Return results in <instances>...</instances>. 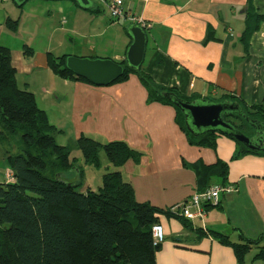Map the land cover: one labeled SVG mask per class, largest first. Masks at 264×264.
<instances>
[{
	"label": "crops",
	"instance_id": "1",
	"mask_svg": "<svg viewBox=\"0 0 264 264\" xmlns=\"http://www.w3.org/2000/svg\"><path fill=\"white\" fill-rule=\"evenodd\" d=\"M91 1L93 11L74 1L56 4L53 8L62 15L59 29L86 43L79 56L122 63L132 44L127 29L134 24L114 21L102 0ZM124 9L152 24L150 30L144 29L143 69L157 84L186 96L223 99L229 95L249 107H264V22L248 42L244 39L248 12L264 16V0H125ZM66 11L72 17L64 15ZM5 18L1 24L11 17ZM64 18L67 24L62 23ZM97 36L108 37L101 43L89 41ZM9 48L19 87L34 93L40 109L49 115L30 83L19 82V77L32 75L39 66L31 61L34 51L25 54L21 48L14 53ZM49 54L61 57L46 52L44 66L52 73V84L43 87L42 102L52 99L64 104L77 139L84 135L105 143L125 141L140 153L137 160L116 168L132 185L139 203L167 210L220 181L212 176L202 182L193 165L203 161L211 166L219 160L228 164L226 184L235 190L222 194L218 206L208 207L203 220L157 215L165 240L156 253V264H264V259L256 258L264 247V155L237 156L240 145L221 134L216 135L215 148L191 145L176 121L175 108L149 102L148 91L136 75L107 86L63 79L48 66ZM216 234L232 244L244 240L259 244L240 261L234 246L222 243Z\"/></svg>",
	"mask_w": 264,
	"mask_h": 264
},
{
	"label": "trees",
	"instance_id": "2",
	"mask_svg": "<svg viewBox=\"0 0 264 264\" xmlns=\"http://www.w3.org/2000/svg\"><path fill=\"white\" fill-rule=\"evenodd\" d=\"M72 1L82 8L76 0ZM27 2L14 3L21 9ZM82 9L93 11L92 6ZM262 22L264 16L248 12L246 42ZM18 24V20L11 18L6 21L7 27L13 30H17ZM127 32L129 34L128 29ZM31 53L32 49L25 50V54ZM68 56L49 54L48 66L63 79L89 83L66 67ZM121 64L125 66L124 74L111 85L126 82L131 75H136L148 91L149 102L175 108L176 121L191 145L215 148L218 133L192 132L185 114L165 94L175 93L186 101L202 97L186 96L176 89L157 84L146 74L143 65L132 68L126 61ZM204 99L239 103L245 117H234L240 125L232 124L249 137H253L255 131L251 122L264 125L263 106L249 107L229 95L223 99ZM56 132L47 113L38 106L35 94L19 87L11 49L0 45V144L16 141L20 150L17 155L6 153L7 167L14 171L15 181L0 183V264H156V253L161 244L155 245L152 228L158 223L157 215L172 216L170 210L139 203L132 185L124 181L120 171L103 175L102 186L97 191H78L80 183L76 180V172L81 177L83 171L76 159H71L68 147L56 142ZM237 143L240 145L237 156L264 155V151L254 152ZM77 146L87 166H99L102 148L117 168L140 157V153L125 141L102 144L82 135L77 139ZM193 166L202 182L215 176L220 180L218 184H226L227 163L219 160L208 166L199 161ZM65 174H70L66 177L69 181L63 180ZM209 186L211 184L201 191ZM216 235L222 243L234 246L240 261L259 244V241L250 240L232 244L227 237ZM256 258L264 259V247Z\"/></svg>",
	"mask_w": 264,
	"mask_h": 264
},
{
	"label": "rangeland",
	"instance_id": "3",
	"mask_svg": "<svg viewBox=\"0 0 264 264\" xmlns=\"http://www.w3.org/2000/svg\"><path fill=\"white\" fill-rule=\"evenodd\" d=\"M56 4H69V2L29 0L26 5L20 9L12 0H0V24L6 19L5 15L7 14L14 21H19L17 30L7 27L5 22L1 24L3 31L0 28V45L11 47L14 53L21 50V48L24 49V52L29 48L33 49L35 57L31 59V61L39 66H35L36 71L32 75H23L19 77V82L22 85L24 81L30 83L31 89L36 91L39 105L45 107L49 114L48 118L51 122L50 124L53 123L52 125L57 128V132L54 133L56 142L62 146L68 147L71 151V159H76V164L83 169V175H81V177H79L76 172V180L80 183L77 190L80 192L86 191L88 188L96 190L102 185L103 175L116 171L117 167L110 161L103 148L99 152V166H87L77 146V138L74 131L75 125L72 124L69 110L67 109L65 111L62 107L64 105L63 103L59 104L58 102H53L52 99H50L48 103L42 102V97L44 95L42 92L43 87L46 86L45 88H47L49 84H52L50 77L52 73L44 66L46 52L50 51L56 56L69 54V56L81 57L79 56L81 48L86 46V43L81 42L79 36L59 29L61 27L60 21L62 15H60L58 9L53 8ZM48 9L52 11L50 14L47 13ZM68 11H66L64 15L72 17V13ZM64 19L66 20V18ZM64 19L62 20L63 24L66 23H64ZM107 37L108 36H97L96 39H90L89 41L93 42L96 40L97 43H101L105 41ZM48 104L51 106L46 107ZM233 122L240 125L237 119H233ZM98 142L105 144V142L102 141ZM7 152L11 155H17V153L20 152L16 141L0 144V183H9L10 174H14V171L7 167ZM68 175L70 174L63 175L64 181H69L67 179ZM74 175L75 174L72 176L73 179Z\"/></svg>",
	"mask_w": 264,
	"mask_h": 264
},
{
	"label": "water",
	"instance_id": "4",
	"mask_svg": "<svg viewBox=\"0 0 264 264\" xmlns=\"http://www.w3.org/2000/svg\"><path fill=\"white\" fill-rule=\"evenodd\" d=\"M18 5H22L28 0H13ZM46 1H72V0H46ZM82 8L92 6L91 0H76ZM132 38L129 46L126 63L132 68H140L143 65L146 48L147 34L141 26L132 25L128 28ZM66 67L76 76L81 77L95 86H107L120 78L125 71V66L112 59L107 58H84L68 56ZM173 103L185 114L188 128L196 133H206L208 131L234 138L237 142L245 145L249 150L258 152L264 151V145L255 142L252 137L247 136L226 118L242 116L245 113L237 102L219 101L212 102L201 98L194 101H186L178 97L175 93L165 94ZM258 131L264 132V125L256 121L251 122Z\"/></svg>",
	"mask_w": 264,
	"mask_h": 264
},
{
	"label": "built area",
	"instance_id": "5",
	"mask_svg": "<svg viewBox=\"0 0 264 264\" xmlns=\"http://www.w3.org/2000/svg\"><path fill=\"white\" fill-rule=\"evenodd\" d=\"M106 5L110 16L114 21L125 20L131 24L141 26L145 30H150L152 24L141 17L126 12L124 9L125 0H102ZM66 20L64 19V23ZM9 182L15 181L14 174H10ZM235 187L230 184H212L204 191L197 192L186 201L169 208L172 214H178L187 221L195 219L203 220L207 214L208 206H218L220 197L224 193H232ZM155 245H160L165 240V233L161 224H154L152 228Z\"/></svg>",
	"mask_w": 264,
	"mask_h": 264
},
{
	"label": "flooded vegetation",
	"instance_id": "6",
	"mask_svg": "<svg viewBox=\"0 0 264 264\" xmlns=\"http://www.w3.org/2000/svg\"><path fill=\"white\" fill-rule=\"evenodd\" d=\"M230 118V119H229ZM229 118H226V120L228 121V122H230V123H232L233 122V119H235L234 117H229ZM254 134H253V139H254V141L255 142H258V144L260 143H262L263 145H264V132H261V131H257L255 128H254Z\"/></svg>",
	"mask_w": 264,
	"mask_h": 264
}]
</instances>
